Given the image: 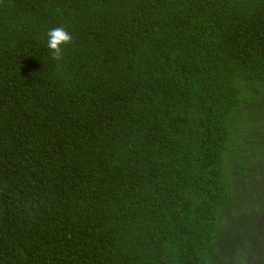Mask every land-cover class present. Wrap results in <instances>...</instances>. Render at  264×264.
<instances>
[{"label": "trees", "instance_id": "1", "mask_svg": "<svg viewBox=\"0 0 264 264\" xmlns=\"http://www.w3.org/2000/svg\"><path fill=\"white\" fill-rule=\"evenodd\" d=\"M0 264H264V0H0Z\"/></svg>", "mask_w": 264, "mask_h": 264}, {"label": "clouds", "instance_id": "2", "mask_svg": "<svg viewBox=\"0 0 264 264\" xmlns=\"http://www.w3.org/2000/svg\"><path fill=\"white\" fill-rule=\"evenodd\" d=\"M71 34L63 27L50 29L48 32V47L53 50V55L59 57L62 45L70 42Z\"/></svg>", "mask_w": 264, "mask_h": 264}]
</instances>
